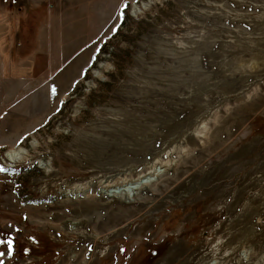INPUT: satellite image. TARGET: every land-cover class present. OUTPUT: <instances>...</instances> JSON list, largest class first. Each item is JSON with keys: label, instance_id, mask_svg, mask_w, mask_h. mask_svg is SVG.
Here are the masks:
<instances>
[{"label": "rangeland", "instance_id": "rangeland-1", "mask_svg": "<svg viewBox=\"0 0 264 264\" xmlns=\"http://www.w3.org/2000/svg\"><path fill=\"white\" fill-rule=\"evenodd\" d=\"M82 1L50 81L0 10V264H264V0Z\"/></svg>", "mask_w": 264, "mask_h": 264}, {"label": "crops", "instance_id": "crops-1", "mask_svg": "<svg viewBox=\"0 0 264 264\" xmlns=\"http://www.w3.org/2000/svg\"><path fill=\"white\" fill-rule=\"evenodd\" d=\"M65 2V4H64ZM84 1H63V0H0V10L7 9L16 6L21 10L16 16L17 26L14 23L13 26V41L8 39L6 44V51L12 50L14 52L12 57L19 56L20 54L30 57L35 54L36 48L41 52L37 58L31 59V62L27 60L25 65L28 64L29 71L25 73L20 63L17 68V62L12 60L14 69L17 72H22L25 81L31 79H42L44 81H50L54 79L63 67L68 64L73 58L78 56L87 47V45H79L80 42H87L91 34L88 31L87 12L79 13ZM87 10L89 9L90 0H86ZM68 4V5H66ZM27 5H31L32 9L27 16H25L24 10ZM57 5V6H56ZM69 8L68 14L73 19H70L68 23L70 26L65 29L63 26V18L65 15L64 10ZM23 10V11H22ZM22 12V15L20 13ZM24 15V16H23ZM22 16V17H21ZM78 17H83L80 19ZM57 24L54 27L53 21ZM27 20L33 21V32L30 28H27ZM2 19H0V24ZM46 23V24H45ZM47 25L45 27L46 35L43 38L39 37V31L41 25ZM10 25V24H9ZM52 27H54L52 29ZM32 33V34H31ZM14 43V46H13ZM18 78V76H17ZM27 92L25 95L29 94Z\"/></svg>", "mask_w": 264, "mask_h": 264}, {"label": "bare ground", "instance_id": "bare-ground-1", "mask_svg": "<svg viewBox=\"0 0 264 264\" xmlns=\"http://www.w3.org/2000/svg\"><path fill=\"white\" fill-rule=\"evenodd\" d=\"M144 6V5H143ZM145 7V6H144ZM136 11V9H135ZM29 153V149H26L24 147H17V148H10L6 151L5 156L7 157V159L11 162H15L20 160L21 158H24L26 156H28ZM45 166H49V161L46 160L45 162L42 163ZM152 176V175H151ZM150 177L149 174H137L134 178L130 179L131 181L128 182L130 184V186H127V183H123L120 185H117V188L119 190L120 194H124L127 192V190L129 189H136L138 188L141 184H143L144 180L148 179ZM98 183V182H97ZM80 184V183H79ZM96 190V189H95ZM128 194V193H127ZM263 195V194H262ZM120 198V197H119ZM96 222V221H95ZM85 224V223H84ZM99 237V236H98ZM253 243V242H252ZM248 245V244H247ZM253 247V246H252ZM254 252V251H253ZM216 257V256H215ZM238 258V257H237ZM201 261V260H200ZM246 261V260H245ZM218 262V261H217ZM264 262V259H263ZM221 263V262H220ZM245 263V262H244ZM219 264V263H218ZM229 264V263H228ZM238 264V263H237Z\"/></svg>", "mask_w": 264, "mask_h": 264}, {"label": "snow or ice", "instance_id": "snow-or-ice-1", "mask_svg": "<svg viewBox=\"0 0 264 264\" xmlns=\"http://www.w3.org/2000/svg\"><path fill=\"white\" fill-rule=\"evenodd\" d=\"M124 7H127V0H125ZM55 92H56V88L53 87L52 88V93L55 94ZM0 171H6V169L0 168ZM3 243H6L7 244L8 250H9V254H10L11 253V250H12V239L11 238H8L7 241L0 240V244H3ZM0 255H3V253H0Z\"/></svg>", "mask_w": 264, "mask_h": 264}, {"label": "trees", "instance_id": "trees-1", "mask_svg": "<svg viewBox=\"0 0 264 264\" xmlns=\"http://www.w3.org/2000/svg\"><path fill=\"white\" fill-rule=\"evenodd\" d=\"M0 186L2 187V185L0 184ZM1 191H2V188H0V193H1Z\"/></svg>", "mask_w": 264, "mask_h": 264}]
</instances>
